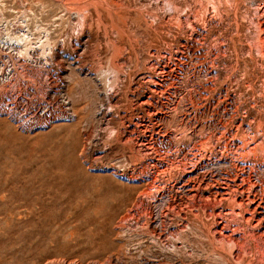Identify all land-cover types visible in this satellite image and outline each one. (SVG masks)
<instances>
[{
	"label": "rangeland",
	"instance_id": "374dc122",
	"mask_svg": "<svg viewBox=\"0 0 264 264\" xmlns=\"http://www.w3.org/2000/svg\"><path fill=\"white\" fill-rule=\"evenodd\" d=\"M238 132L264 139V0H0V264H264L253 239L238 261L209 199L179 187L240 171Z\"/></svg>",
	"mask_w": 264,
	"mask_h": 264
},
{
	"label": "bare ground",
	"instance_id": "6f19581e",
	"mask_svg": "<svg viewBox=\"0 0 264 264\" xmlns=\"http://www.w3.org/2000/svg\"><path fill=\"white\" fill-rule=\"evenodd\" d=\"M24 33L21 35V36H18L17 39L19 40H23L24 39ZM26 41V40H25ZM28 48L26 43H25V49ZM152 64V63H151ZM156 90V89H154ZM156 93V92H155ZM153 92V94H155ZM161 93V92H160ZM152 94V95H153ZM228 94V93H227ZM226 94V95H227ZM228 96V95H227ZM229 97V96H228ZM221 99V98H220ZM225 100V99H224ZM149 101V100H147ZM151 101V100H150ZM149 101V103H151ZM223 101V99H222ZM146 102V101H144ZM227 103H229V101H226ZM225 102V103H226ZM147 103V104H149ZM226 103V104H227ZM225 104V105H226ZM228 105V104H227ZM160 117V116H159ZM158 118V117H157ZM161 118V117H160ZM159 118V119H160ZM250 120V119H249ZM253 120V119H252ZM255 120V119H254ZM249 122V121H248ZM135 124V123H134ZM159 124V123H158ZM248 124V123H247ZM250 124V123H249ZM248 124V126H250ZM177 125V124H176ZM256 125V124H255ZM261 125V124H260ZM240 125H233L231 124V126L229 128L225 127L224 129L228 131V134L230 133V139L229 140V143L232 142L231 144L233 145V135H235L238 131V128H239ZM235 128V129H234ZM258 128H260L258 126ZM160 129V128H159ZM135 130V129H134ZM154 130V128H153ZM152 130V131H153ZM223 130V129H222ZM162 131V130H161ZM168 131V130H167ZM259 131V130H258ZM158 132V131H157ZM223 132V131H222ZM165 133V132H164ZM221 133V132H220ZM240 134V132H238ZM244 133V132H243ZM261 133V132H260ZM259 133V134H260ZM155 134V133H154ZM222 134V133H221ZM220 134V135H221ZM224 134V133H223ZM242 134V133H241ZM240 134V135H241ZM254 137L252 136H249L247 137L245 134L244 135H241L243 136L241 139L240 138V135H239V138L240 140H238V142H235L234 144L236 145V150L237 152L235 153H239L238 157L236 159V163H234V168H237L240 166V171H236L234 174L232 173V175L229 174V172L226 174L227 176L223 177V180H219V179H216V176L213 175V177H211L210 180H207V174L206 173H201L198 175H194V176H191L189 175L187 177V179L185 180V182H183V184L179 187L181 188H184L186 189L187 193H188V197L189 199L195 203L196 201H198L199 199L200 200H204L205 198H207L208 202H207V205L206 203L205 206L208 207L207 210H209L210 212H208V214H211V211H212V215H213V220H212V225L213 226V229H214V233H215V236H213V238H216L218 242H231V247H236L237 249V253L235 255H237V259H239L238 261L240 260H244L245 258V254L248 252V249H249V241L251 239L254 240V247L255 248H258L260 247L261 245H264V187L263 188H260L259 189H256V183L255 182H252V180H250V176L248 174V172H246V163L247 161L250 162L249 160L251 159H254V160H260V161H264V140L262 137H256L255 136V132L253 133ZM149 135V134H148ZM161 135V133H160ZM166 135V133H165ZM164 136V134H163ZM169 136V134H168ZM197 136V135H196ZM210 136V135H209ZM224 136V135H222ZM167 137V136H166ZM228 137V135H227ZM237 137V136H236ZM157 138V137H156ZM162 138V137H161ZM168 138V137H167ZM219 138V137H218ZM235 138V136H234ZM239 138H236V139H239ZM159 139V138H158ZM208 139V138H207ZM206 139V140H207ZM221 139V137H220ZM219 139V140H220ZM223 139V138H222ZM221 139V140H222ZM153 140V139H152ZM225 141L227 140V138L224 139ZM153 141H156L153 140ZM162 141V139H161ZM160 141V142H161ZM168 141V140H167ZM169 141H170V138H169ZM209 141V139H208ZM163 142V141H162ZM203 142V140L201 141ZM220 142V141H219ZM218 141H216L215 143H218ZM224 142V141H223ZM225 143V142H224ZM224 143L222 144L224 146ZM228 141H226V145H227ZM142 144V142H141ZM201 144V143H200ZM217 144V146H218ZM151 145V144H150ZM198 145V144H197ZM202 145V144H201ZM204 145V144H203ZM212 145V143H211ZM216 145V144H215ZM231 145V146H232ZM154 146V145H153ZM220 146V145H219ZM228 146V145H227ZM149 147V146H148ZM147 147V149H148ZM152 147V145H151ZM197 147V146H196ZM195 147V148H196ZM202 148H204V146H200ZM222 147V146H221ZM153 148V147H152ZM156 148V146H155ZM220 148V147H219ZM223 148V147H222ZM230 148V147H229ZM228 148V149H229ZM234 149V147H232ZM179 149V148H178ZM198 149V147H197ZM206 149V148H205ZM201 150V148L198 149V153L201 154L203 157L202 158H205V153L203 154L202 152L205 150ZM212 149V148H211ZM214 149V148H213ZM216 149V147H215ZM225 149V148H224ZM223 149V150H224ZM200 150L202 152H200ZM207 150V149H206ZM205 150V151H206ZM218 150V149H217ZM227 150V149H226ZM232 150V149H231ZM153 151V150H152ZM209 152H211L210 150H208ZM222 151V150H221ZM220 151V152H221ZM229 150H227L228 152ZM207 152V151H206ZM231 152V151H230ZM229 152V153H230ZM152 153V152H151ZM193 153V152H192ZM197 151L195 150L194 152V156H197ZM216 153V152H215ZM233 153V150L232 152ZM230 153V154H231ZM157 154V152H156ZM222 154V152H221ZM224 154V152H223ZM228 154V155H230ZM160 155V154H159ZM162 155V154H161ZM215 155V154H214ZM227 155V154H226ZM154 156V155H153ZM164 156V154H163ZM162 156V157H163ZM167 156V155H166ZM193 156V157H194ZM199 156V155H198ZM208 156V155H207ZM210 156V155H209ZM208 156V157H209ZM223 156V155H222ZM234 156V155H233ZM152 157V155H151ZM150 157V158H151ZM161 157V160H163ZM192 157V156H191ZM190 157V158H191ZM200 157V156H199ZM198 157V158H199ZM211 157V156H210ZM213 157V156H212ZM220 157V156H219ZM226 157V156H225ZM237 157V155H236ZM154 158V157H153ZM164 158V157H163ZM186 158V157H185ZM228 158V157H226ZM230 158V156H229ZM158 159V158H157ZM172 159V158H171ZM175 159V158H174ZM197 159V158H195ZM200 159V158H199ZM209 159V158H208ZM211 159V158H210ZM220 159V158H219ZM218 159V160H219ZM234 159V158H233ZM156 160V159H155ZM166 160V158H165ZM198 160V159H197ZM201 160V159H200ZM205 160V159H204ZM235 160V159H234ZM160 161V159H159ZM173 161V160H172ZM186 161V160H185ZM192 161V160H191ZM223 161V160H222ZM225 161V160H224ZM157 162V161H156ZM161 162V161H160ZM164 162V161H163ZM161 162V163H163ZM175 162V161H174ZM183 163H185L184 161H182ZM188 162V161H187ZM200 162V161H199ZM207 162V161H206ZM235 162V161H234ZM149 163V162H148ZM169 163V162H168ZM172 163V162H171ZM198 163V162H197ZM203 162L199 163L198 165H195V168L196 167H203L202 165ZM167 164V163H166ZM165 164V166H166ZM182 164V163H181ZM187 164V163H186ZM190 163H188L189 165ZM192 164V163H191ZM193 164H196V161L195 163ZM192 164V165H193ZM232 164V163H231ZM250 164V163H249ZM153 165H156L155 167L157 169H159L161 172L164 170L161 169V167L163 166L162 164H157V163H153ZM170 165H173V164H170ZM180 165V164H179ZM191 165V166H192ZM147 166V165H146ZM150 166V165H149ZM158 166V167H157ZM177 166V165H175ZM184 166V167H183ZM182 167L184 168L183 170H185V173L182 177V179L185 177L186 173L190 172L187 170V168L185 167V164L183 165ZM190 166V165H189ZM233 166V165H232ZM154 167V166H153ZM168 167V166H167ZM180 167V166H179ZM188 167V166H187ZM205 167V166H204ZM145 168V167H144ZM151 168V167H150ZM173 168V167H172ZM254 168V167H253ZM252 168V169H253ZM176 169V168H175ZM174 169V170H175ZM198 169V168H197ZM201 169V168H200ZM167 170V169H166ZM180 169L178 168L177 171H179ZM182 170V171H183ZM190 170V169H189ZM239 170V169H238ZM134 171V169H133ZM130 172L128 173V176L127 178L129 180H132L134 181L137 180V178H134V172ZM143 171V169H142ZM158 171V170H157ZM169 171H173L172 170H169ZM181 171V170H180ZM192 171V169H191ZM199 172V171H198ZM201 172V171H200ZM204 172V171H203ZM208 172V171H207ZM144 173V172H143ZM168 173V171H167ZM183 173V172H182ZM247 173V174H246ZM146 174V173H145ZM160 174V173H159ZM170 174V173H169ZM148 175V174H147ZM150 178L152 179L153 183L154 184V187H152V191L154 190V198L155 200L157 199V197L159 196H162L164 195V193L167 190V187L168 186H165V184L163 185H159V183L156 182L157 180V176H158V173L157 172H151L150 174ZM148 175V176H149ZM166 175V174H165ZM164 176V175H163ZM170 176V175H169ZM181 176V175H180ZM136 177V176H135ZM162 177V176H161ZM209 177V178H210ZM170 178V177H169ZM252 178V177H251ZM139 179V178H138ZM164 179V178H163ZM181 179V178H180ZM168 180V179H167ZM161 181V180H160ZM172 181V180H170ZM181 181V180H180ZM180 181H177L176 183H179ZM165 182V181H164ZM169 183V182H168ZM151 184V185H152ZM180 184V183H179ZM204 184V185H203ZM148 185V184H147ZM174 185V184H172ZM260 185V184H259ZM203 186V187H202ZM175 187V186H174ZM171 188V187H170ZM173 188V187H172ZM183 190V189H182ZM202 190H205V191H202ZM151 191V192H152ZM180 191V190H178ZM185 191V190H184ZM170 192V191H169ZM150 193V190H146V191H143L141 192V194L139 193L136 200H135V203L138 205L139 203L140 204H144V199L142 197H144L146 194ZM186 193V192H185ZM172 194V193H171ZM175 195V194H174ZM177 195V194H176ZM183 195V194H182ZM187 195V194H186ZM184 194V196H186ZM206 196V197H205ZM149 197V196H148ZM205 197V198H204ZM182 198H184L182 196ZM180 198V200L182 199ZM204 198V199H202ZM198 199V200H196ZM154 200V201H155ZM183 200V199H182ZM188 200V199H187ZM206 200V199H205ZM206 200V201H207ZM184 201V200H183ZM227 201V203L225 202ZM199 202V201H198ZM197 202V203H198ZM204 202V201H202ZM211 202V203H210ZM187 203V201H186ZM226 203V204H225ZM168 205H171L172 209H174L175 211V214H177L180 218H181V226H175V229L174 230H178L181 228V233L183 236L185 235H189V233L193 232L192 235L195 233V231L193 230L194 228L191 229L192 226H186L187 228H184L185 227V224L183 225L184 221L186 220V216H188L187 214L185 215V211L187 210L188 207H185L183 204H182V201H181V204L180 203H177V199L173 197V195H170L169 196V202H167ZM190 204V203H188ZM192 204V203H191ZM203 204V205H204ZM223 204H225L223 206ZM193 205V204H192ZM192 205H190V208L192 207ZM196 205V204H195ZM194 205V206H195ZM201 205V203H200ZM200 205H198V207H200ZM188 206V205H186ZM205 206H204V209H205ZM223 206V208H222ZM197 209L198 207L195 206ZM202 207V206H201ZM201 207H200V210H201ZM134 208V207H132ZM170 208V207H168ZM167 208V209H168ZM193 208V207H192ZM192 208H191V211H192ZM171 209V210H172ZM190 210V209H189ZM189 210L187 211L189 213ZM190 211V212H191ZM203 212V209L201 210ZM193 212V211H192ZM201 212V213H202ZM164 213V212H163ZM204 216H207L205 214V210H204ZM191 215V214H190ZM195 215V214H194ZM228 215H231L233 216L231 219H229ZM237 215V216H236ZM195 216H198V215H195ZM201 216V215H200ZM209 216V215H208ZM162 217V216H161ZM238 217V218H236ZM179 218V220H180ZM210 218V216L208 217ZM183 220V221H182ZM210 221V220H209ZM168 222V221H167ZM164 223V222H163ZM180 224V223H179ZM177 224V225H179ZM210 224V222H209ZM164 225V224H163ZM173 227V226H172ZM210 227V226H209ZM183 228L185 230H183ZM190 228V229H188ZM197 230V229H196ZM209 230H211V228H209ZM169 231V230H168ZM155 232V231H153ZM162 232V231H161ZM166 232V231H165ZM160 233L162 234V236H166L168 233ZM158 233V232H157ZM171 233V232H170ZM185 233V234H184ZM212 233V232H211ZM155 234V233H154ZM153 234V237L155 236ZM213 234V233H212ZM159 235V234H158ZM180 235V233H179ZM157 236V234H156ZM161 236V235H160ZM159 236V237H160ZM182 236V237H183ZM181 237V235L179 236ZM169 238V237H168ZM160 239V238H159ZM215 239V240H216ZM162 240V239H161ZM157 241H158V238H157ZM216 241V242H217ZM263 242V244L260 243ZM251 245V244H250ZM229 248V246H228ZM227 248V249H228ZM261 250V249H260ZM227 253V252H226ZM255 253V252H254ZM257 253V252H256ZM260 254V253H259ZM264 255V254H263ZM237 261V260H236ZM242 262V261H241ZM251 262V261H250ZM251 264H255V263H251ZM256 264H261V262L259 263H256Z\"/></svg>",
	"mask_w": 264,
	"mask_h": 264
}]
</instances>
